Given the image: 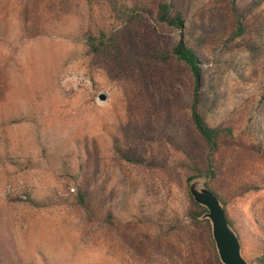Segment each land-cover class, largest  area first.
Instances as JSON below:
<instances>
[{
    "label": "rangeland",
    "instance_id": "obj_1",
    "mask_svg": "<svg viewBox=\"0 0 264 264\" xmlns=\"http://www.w3.org/2000/svg\"><path fill=\"white\" fill-rule=\"evenodd\" d=\"M181 37L199 113L233 128L191 180L264 264V0H0V264H222L191 218L206 162Z\"/></svg>",
    "mask_w": 264,
    "mask_h": 264
},
{
    "label": "trees",
    "instance_id": "obj_2",
    "mask_svg": "<svg viewBox=\"0 0 264 264\" xmlns=\"http://www.w3.org/2000/svg\"><path fill=\"white\" fill-rule=\"evenodd\" d=\"M173 9L174 6L171 3L161 4L159 6L157 13L158 21L162 24L170 25L172 27L177 28L179 31H182L184 28L183 15L181 12H176L173 14L174 12ZM243 33H244L243 29H241V27L238 28L237 36H241ZM172 53L178 61L185 63L189 67L194 77L195 88H194L193 103L191 105V120L194 129L196 130L198 136L202 139L204 144V150L202 155H204L205 157L206 166L204 167V169H197L196 172H194V174L188 180H191L192 177L195 176L211 177V174H212V178H214L215 176L214 162H213L214 155L219 151L220 140L225 136L233 135V128L229 126V123H225L217 127H211L207 124L205 119L198 111V104H199L198 92L200 90L201 82H202V70H201L202 62L199 56L197 55V53L192 48L186 45L182 37L180 38L178 43L174 46ZM191 199L195 208V212L192 213L191 218L195 222H198L199 217H201L206 210L197 203H195L192 197ZM229 221L230 224L236 229V231L239 234V237L241 238L240 232L234 226V223L230 219ZM202 223L206 225V229L208 230V235L210 240L209 243L213 249V252L216 254L215 245L211 239L209 222L204 221Z\"/></svg>",
    "mask_w": 264,
    "mask_h": 264
},
{
    "label": "water",
    "instance_id": "obj_3",
    "mask_svg": "<svg viewBox=\"0 0 264 264\" xmlns=\"http://www.w3.org/2000/svg\"><path fill=\"white\" fill-rule=\"evenodd\" d=\"M100 101L106 102L108 96L101 94ZM207 180L193 179L190 182V194L195 203L206 212L201 220L210 222L212 237L219 260L222 264H251L243 255L241 240L231 226L225 207L220 198L206 185Z\"/></svg>",
    "mask_w": 264,
    "mask_h": 264
}]
</instances>
